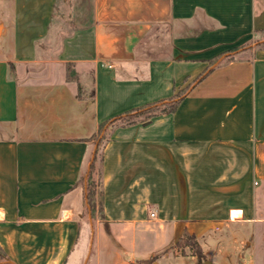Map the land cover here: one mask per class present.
Returning <instances> with one entry per match:
<instances>
[{
	"label": "crops",
	"instance_id": "1",
	"mask_svg": "<svg viewBox=\"0 0 264 264\" xmlns=\"http://www.w3.org/2000/svg\"><path fill=\"white\" fill-rule=\"evenodd\" d=\"M56 1L0 3L5 261L199 264L174 246L188 232L204 264H248L264 248V0H91L63 30ZM190 83L175 111L109 134L92 217L99 125Z\"/></svg>",
	"mask_w": 264,
	"mask_h": 264
},
{
	"label": "trees",
	"instance_id": "2",
	"mask_svg": "<svg viewBox=\"0 0 264 264\" xmlns=\"http://www.w3.org/2000/svg\"><path fill=\"white\" fill-rule=\"evenodd\" d=\"M264 38V31L262 34ZM258 45L264 46V41L260 42ZM235 58L233 52H229L225 57L219 55L210 61V66L201 73L196 80L203 78L207 72L211 69V66L221 60L229 61ZM11 70L14 71V65L11 64ZM66 77L69 81L78 80V73L76 71L74 62L66 63ZM193 83H190L187 87L176 92L172 97L151 102L140 107H135L130 110H127L123 113L116 115L115 117L108 119L102 122L99 125L98 132L92 138L96 141L97 147L94 153V157L91 161L90 168L85 176L80 178V182L85 187L86 192V208L88 213L95 217L97 214H103L104 206V185H103V160L104 155L102 152V146L106 139H108L109 134L112 130L119 126H129L137 123L148 124L152 121L154 117L164 113H170L177 109L180 101L182 100L185 93L188 91L189 87ZM182 250L185 253L186 248H189L193 255L198 259L199 264L206 259L202 245L198 241L195 234L184 233V235L177 241L174 245ZM0 257H5V253L0 246ZM155 257L145 260V262H151Z\"/></svg>",
	"mask_w": 264,
	"mask_h": 264
},
{
	"label": "rangeland",
	"instance_id": "3",
	"mask_svg": "<svg viewBox=\"0 0 264 264\" xmlns=\"http://www.w3.org/2000/svg\"><path fill=\"white\" fill-rule=\"evenodd\" d=\"M0 3H3L1 8L4 11L5 2L4 0H0ZM57 6V12L62 14V16H58L54 20L53 27L56 29H68L71 26V22L68 17H73L71 21H75L79 24H83L86 21L90 20V14H91V8L92 3L91 0H57L56 1ZM1 11V9H0ZM57 14V13H56ZM0 41H2V38H0ZM99 216V215H98ZM88 218H86L85 221H87ZM178 248V247H177ZM180 252L182 250L178 248ZM188 248H186L185 253ZM183 253V252H182ZM0 264H8L3 257H0ZM200 264H204L201 262ZM248 264H264V248L262 249H256L252 252V259L248 261Z\"/></svg>",
	"mask_w": 264,
	"mask_h": 264
},
{
	"label": "built area",
	"instance_id": "4",
	"mask_svg": "<svg viewBox=\"0 0 264 264\" xmlns=\"http://www.w3.org/2000/svg\"><path fill=\"white\" fill-rule=\"evenodd\" d=\"M156 215V212H151V216H155Z\"/></svg>",
	"mask_w": 264,
	"mask_h": 264
}]
</instances>
